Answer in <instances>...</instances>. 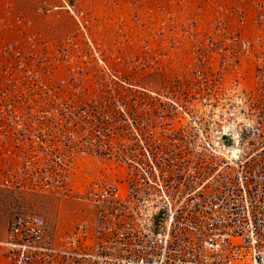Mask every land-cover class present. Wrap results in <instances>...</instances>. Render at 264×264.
I'll list each match as a JSON object with an SVG mask.
<instances>
[{"label": "built area", "instance_id": "built-area-1", "mask_svg": "<svg viewBox=\"0 0 264 264\" xmlns=\"http://www.w3.org/2000/svg\"><path fill=\"white\" fill-rule=\"evenodd\" d=\"M62 5L84 41L1 50L0 188L86 202L92 220L57 234L16 211L0 264H264V2L251 33L236 8L191 21L188 68L160 87L110 65Z\"/></svg>", "mask_w": 264, "mask_h": 264}, {"label": "rangeland", "instance_id": "rangeland-1", "mask_svg": "<svg viewBox=\"0 0 264 264\" xmlns=\"http://www.w3.org/2000/svg\"><path fill=\"white\" fill-rule=\"evenodd\" d=\"M85 3L69 4L79 10L87 35L98 45L110 65L120 69L122 73L130 74L136 82L140 84L150 82L160 87L168 75L184 72L188 68L190 38L186 34L185 26L191 21L188 20L184 24L180 20L176 22L159 14L154 19V26L157 27L152 32L151 17L115 16L113 12L116 4L113 2H110L112 7L109 4L107 9L91 0L88 5ZM100 7H103V10ZM56 10L58 9L49 13ZM73 20L72 31L52 39L70 36L79 42L84 41L85 35L77 31L78 23L74 17ZM29 36L35 37L34 39L39 42L51 40L40 34L26 35L24 39ZM94 164L89 162L81 170L83 182L101 172V168L98 169ZM26 210L40 213L46 219L49 229L57 234L68 231L79 218H85L89 222L92 220V208L86 202L68 197L0 188V239L5 237L7 223L13 213Z\"/></svg>", "mask_w": 264, "mask_h": 264}, {"label": "crops", "instance_id": "crops-1", "mask_svg": "<svg viewBox=\"0 0 264 264\" xmlns=\"http://www.w3.org/2000/svg\"><path fill=\"white\" fill-rule=\"evenodd\" d=\"M64 0H0V64L5 60L2 48L11 42H22L26 35L40 34L45 39L70 32L74 28L72 14L62 5ZM68 3L89 4V0H66ZM105 9L116 4L115 16H148L152 32L154 19L160 14L163 18L186 23L196 20L198 25L208 29L211 22L226 15L232 9L243 11L245 19L237 25L243 32L256 31L259 27L253 20V3L257 0H91ZM106 1V2H105ZM264 2V0H261ZM59 5L54 13L43 14L37 8L43 5ZM103 7H100L103 10ZM151 32V31H150Z\"/></svg>", "mask_w": 264, "mask_h": 264}]
</instances>
